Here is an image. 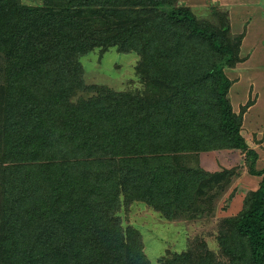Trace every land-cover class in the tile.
Segmentation results:
<instances>
[{
    "label": "trees",
    "instance_id": "trees-1",
    "mask_svg": "<svg viewBox=\"0 0 264 264\" xmlns=\"http://www.w3.org/2000/svg\"><path fill=\"white\" fill-rule=\"evenodd\" d=\"M42 2L0 0V264H151L124 210L189 211L221 178L177 159L210 147L254 158L260 187L220 230L227 262L204 248L164 264H264V169L242 135L248 107L228 98L224 70L242 59L226 13L214 25L179 0ZM112 48L139 57L143 91L85 84L81 58Z\"/></svg>",
    "mask_w": 264,
    "mask_h": 264
},
{
    "label": "rangeland",
    "instance_id": "rangeland-1",
    "mask_svg": "<svg viewBox=\"0 0 264 264\" xmlns=\"http://www.w3.org/2000/svg\"><path fill=\"white\" fill-rule=\"evenodd\" d=\"M22 4L37 7L43 2L22 0ZM177 6L190 8L200 21L214 25H219L218 13L227 15L233 43L241 44L242 59L235 67L224 70L232 81L228 98L237 114L241 113L243 107H248L255 97L261 103L250 115H258L257 118L252 117L255 122H247L242 133L249 148L259 155L254 167V171L259 172L264 169V139L256 144L253 137L254 130L259 131L258 127L264 126V0H179ZM139 61L137 55L121 53L117 48L97 50L81 58L84 82L88 86L105 87L116 92H141L144 87L136 73ZM6 65L5 57L0 54V89L5 86ZM254 89L255 95L252 96ZM92 94L91 90H84L79 97L87 98ZM248 94L249 99L245 103L242 98ZM259 134L262 135L261 132ZM0 142L3 147V140L0 139ZM178 160L187 169L209 176L219 175L221 179L206 183L191 209L173 220L163 218L138 202L124 210V224L141 232L145 253L151 264H164L185 254H191L190 259L195 260L202 255L204 248H208L215 263L227 262L220 253L218 237L221 229L232 226L260 187L261 176L253 174L251 170L254 158L242 150L210 147L191 149Z\"/></svg>",
    "mask_w": 264,
    "mask_h": 264
},
{
    "label": "crops",
    "instance_id": "crops-1",
    "mask_svg": "<svg viewBox=\"0 0 264 264\" xmlns=\"http://www.w3.org/2000/svg\"><path fill=\"white\" fill-rule=\"evenodd\" d=\"M251 83V82H250ZM252 84V83H251ZM253 85V84H252ZM253 88H254V85H253ZM256 93H257V88H256ZM243 96H244V93L242 94ZM249 95L250 94H248L246 97H244V98H242L243 100H245V103H246V101L249 99ZM253 95H255V89H254V91H253V93H252V96ZM242 96V97H243ZM253 98V97H252ZM253 100V99H252ZM261 103H260V100H259V98L258 97H255L254 98V100L252 101V103L248 106V108H247V110H246V112H245V114H244V117H243V126H242V129H245V126L247 125V122H251V121H253V122H255V120H254V118H257V116H250L252 113H253V111H255L256 109H257V107L260 105ZM252 117H254V118H252ZM259 124V123H258ZM260 124H261V122H260ZM258 128H260L259 129V131H255L254 130V136L255 137H258V139H256L255 137H253V139H254V141H255V143L257 144H260L259 142L261 141V140H263L264 139V126L263 125H261V126H259ZM263 131V132H262ZM259 132H261L262 133V135L260 136V134H259ZM259 136H260V138H259ZM261 146H262V144H261Z\"/></svg>",
    "mask_w": 264,
    "mask_h": 264
}]
</instances>
